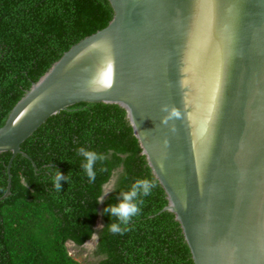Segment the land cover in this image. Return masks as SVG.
Wrapping results in <instances>:
<instances>
[{
    "label": "water",
    "instance_id": "95a60500",
    "mask_svg": "<svg viewBox=\"0 0 264 264\" xmlns=\"http://www.w3.org/2000/svg\"><path fill=\"white\" fill-rule=\"evenodd\" d=\"M109 2V25L53 64L0 127V153H12L0 200L14 158L27 157L21 145L50 117L117 105L194 264H264V0Z\"/></svg>",
    "mask_w": 264,
    "mask_h": 264
},
{
    "label": "trees",
    "instance_id": "16d2710c",
    "mask_svg": "<svg viewBox=\"0 0 264 264\" xmlns=\"http://www.w3.org/2000/svg\"><path fill=\"white\" fill-rule=\"evenodd\" d=\"M112 19L109 0H0V127L53 64ZM80 147L106 157L95 166L94 183L81 167ZM21 150L27 157L14 158L10 195L0 200V264H82L68 244L82 248L95 235L94 264H194L179 222L164 211V189L121 107L76 104L50 117ZM11 158V152L0 153V199L7 191ZM52 166L65 176L71 172L59 192L52 184ZM137 179H149L155 187L142 197L129 230L113 234L104 209L118 203L119 193Z\"/></svg>",
    "mask_w": 264,
    "mask_h": 264
},
{
    "label": "clouds",
    "instance_id": "9594fccd",
    "mask_svg": "<svg viewBox=\"0 0 264 264\" xmlns=\"http://www.w3.org/2000/svg\"><path fill=\"white\" fill-rule=\"evenodd\" d=\"M171 116L165 119H170ZM78 154L83 157L84 163L81 167L86 174L90 182H95L96 180V171L95 166L97 162H100L103 165L106 157L104 154L97 153L95 151L87 150L84 147L78 149ZM53 168L55 169L54 174L52 175V184L57 192L61 190V181H66L70 179L71 172L67 176L63 175L59 169L54 166L49 168V172H52ZM107 169L101 167L100 171L104 172ZM155 187V183L149 179H137L132 183L130 190L121 191L118 196V203L109 204L104 209V213L109 215L111 218V223L107 226L108 230L113 234H121L128 231V225L130 221L138 216L141 212V205L143 204L142 197H147L151 194L152 189ZM106 193L105 195H107ZM104 197H101L99 202H102ZM112 218H115L113 222ZM72 244V243H70Z\"/></svg>",
    "mask_w": 264,
    "mask_h": 264
},
{
    "label": "rangeland",
    "instance_id": "374dc122",
    "mask_svg": "<svg viewBox=\"0 0 264 264\" xmlns=\"http://www.w3.org/2000/svg\"><path fill=\"white\" fill-rule=\"evenodd\" d=\"M111 185L106 186V192L111 189ZM97 244V236L87 242L84 247L76 248L73 244H68L70 254L82 264H94L97 259L93 257L94 250Z\"/></svg>",
    "mask_w": 264,
    "mask_h": 264
}]
</instances>
